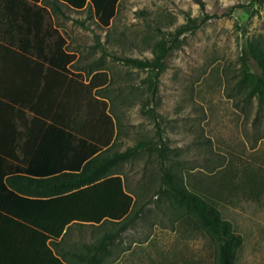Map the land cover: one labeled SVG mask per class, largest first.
<instances>
[{"label":"rangeland","instance_id":"obj_1","mask_svg":"<svg viewBox=\"0 0 264 264\" xmlns=\"http://www.w3.org/2000/svg\"><path fill=\"white\" fill-rule=\"evenodd\" d=\"M102 1L73 0L70 7L77 10L91 4L93 18L88 19L87 10L72 13L74 20L59 21L60 30L79 63L89 66L87 82L97 76L104 88L112 80L109 97L122 123V150L159 138L160 126L188 190L214 202L243 237L236 264H264V190L255 198L231 187L252 178L264 183V110L247 99L240 85L243 45L264 46V0H258L261 5L255 0H204L209 15L218 16L181 37V48L168 58L154 98L159 125L142 114V104L152 99L143 82L146 73L117 59H152L151 47L161 34L174 32L188 18H200V8L194 0H121L110 29L101 31L95 22ZM238 6L242 8L232 10ZM75 20H87L89 28ZM161 169L158 154L145 152L116 175L70 195L43 202L12 199L13 208L3 209L16 215L0 214V264L14 258L22 264H53L40 226L56 239L63 223L121 220L136 199L149 206L117 242L113 264H214L209 238L190 220L176 219L182 213L156 197ZM2 185L0 197L9 203Z\"/></svg>","mask_w":264,"mask_h":264},{"label":"trees","instance_id":"obj_2","mask_svg":"<svg viewBox=\"0 0 264 264\" xmlns=\"http://www.w3.org/2000/svg\"><path fill=\"white\" fill-rule=\"evenodd\" d=\"M120 2L102 1L95 22L98 29H110ZM194 2L200 8L201 17L188 18L174 32L162 33L151 47L152 59H117L146 73L143 82L148 85L152 99L142 104V114L153 118L156 124L154 98L159 80L167 70L168 58L181 48V37L196 32L218 16L209 15L204 0ZM255 2L262 4V1ZM236 8L242 6L232 10ZM84 10L89 12L91 20V4L77 10L60 0H42L41 5L27 0H0V83L8 71L15 73L21 62L32 63L30 69L38 81L35 94L22 100L4 97L0 88V184L9 165L17 162L23 172L5 177L7 189L26 198H59L116 175L119 167L145 152L151 156L158 154L162 177L156 197L168 201L182 213L176 219L190 220L209 238L215 252L214 264H236L243 237L222 217L214 202L188 190L183 173L170 157L172 150L165 144L160 126L159 138L142 140L122 150V123L109 97L112 80L104 88L100 87L97 76L87 82L92 74L89 66L79 63L60 30V20L72 21V13L80 14ZM74 23L83 29L89 28L87 20ZM240 65V85L247 99L256 100L258 108L264 110V46L245 43ZM25 112L32 114L34 121L29 124L34 127V141L41 140V145H12L23 135L16 128L15 114ZM231 187L257 198L264 190V183L252 178ZM148 206L147 202L136 199L121 220L105 219L99 224L74 222L59 241L51 240L48 245L65 264H113L118 259L114 252L117 242L137 226Z\"/></svg>","mask_w":264,"mask_h":264},{"label":"crops","instance_id":"obj_3","mask_svg":"<svg viewBox=\"0 0 264 264\" xmlns=\"http://www.w3.org/2000/svg\"><path fill=\"white\" fill-rule=\"evenodd\" d=\"M27 1L32 3V4H36V5H41V3H42V0H27ZM60 1L65 3V4H68L69 6H73V4H74V2L72 0H60ZM30 66H32V63H30V62H21V64L18 65V67H16L15 73H12V71L7 72V75L3 78L2 82L0 83V88H2V92L5 95L4 97H7L8 99L12 98V101H14L15 98L22 100L23 99L22 97L30 98L31 95L35 94V86L38 84L37 83L38 81L36 80L37 78L35 77V75L32 73ZM13 67H15V64ZM85 83H86V81H85ZM2 100L5 101L4 98ZM15 119H16L15 120L16 121L15 122L16 128L23 135L19 136L20 140L18 139L19 141L18 140L14 141L12 145H41V142H40L41 140L34 141V137H33V134H34L33 132H35L33 129L34 127H31L32 125H30L34 121V120H32V114H29L28 112H25L24 114H21V113L17 114L16 113ZM44 133L45 132H43L41 135L42 138H43ZM22 172H23V170H22V168H20V166H18L17 162H13L8 167V173L5 174L3 176V179L1 180V182L3 183V185H2L3 189H1V190H2V192L4 190L5 191V192H3L4 195H7L9 197V198L7 197V199L9 200V203L5 202L0 197V214L2 215L3 218H6V217L11 216V215H13V216L16 215L15 212H13L11 209L9 210V208H7V207L3 209V207L6 205L11 206L10 202H12L14 200V198L15 199L20 198V199L31 201V202H39V201L43 202V201H50V200L57 199V198H53V199L26 198V197L20 196L16 193L12 192L11 190L7 189L4 186V180H5L6 176L11 175V174H16V173H22ZM103 181H101V182H103ZM11 208H13V205L11 206ZM53 219L54 218L52 216H50L51 222H53ZM25 222H27V221H25ZM51 222H47V223H51ZM75 222H77V221H75ZM72 223H74V222H72ZM72 223H69L66 227H64V226L67 223L66 224H64V223L60 224L59 230L56 233L57 234L56 239L54 238V236L47 234V231L42 226L39 227V229H41L47 235V238L45 240V246L47 247L48 251L51 254V259L53 261V264H65V263H63L58 257H56L54 255V253L50 249L48 243L51 240L59 241L62 238L67 227ZM83 223H86V222H83ZM92 223L93 224H99L96 222H92ZM29 225H30V223H29ZM30 228L35 229L34 226L30 227ZM41 261H42L41 264H45V263H43V260H41ZM24 263L25 264H38L37 260H35V261H32V260L24 261ZM5 264H22V263L18 262L14 258Z\"/></svg>","mask_w":264,"mask_h":264}]
</instances>
